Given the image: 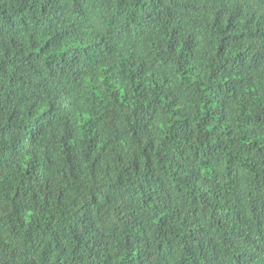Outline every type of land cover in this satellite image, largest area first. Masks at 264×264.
I'll return each instance as SVG.
<instances>
[{
    "label": "trees",
    "instance_id": "obj_1",
    "mask_svg": "<svg viewBox=\"0 0 264 264\" xmlns=\"http://www.w3.org/2000/svg\"><path fill=\"white\" fill-rule=\"evenodd\" d=\"M0 264H264V0H0Z\"/></svg>",
    "mask_w": 264,
    "mask_h": 264
}]
</instances>
